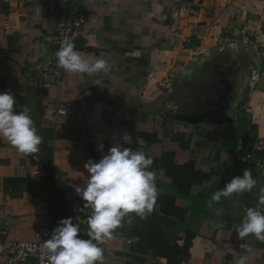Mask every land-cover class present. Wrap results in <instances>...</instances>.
<instances>
[{
    "label": "crops",
    "instance_id": "1",
    "mask_svg": "<svg viewBox=\"0 0 264 264\" xmlns=\"http://www.w3.org/2000/svg\"><path fill=\"white\" fill-rule=\"evenodd\" d=\"M48 3L0 0V92L10 90L18 109H31L43 137L39 151L28 155L0 138V264L8 241L35 238L45 210L67 218L72 200H82L76 188L88 182L84 164L117 144L153 159L172 152L174 164L192 162L193 171L208 177L198 182L192 170L166 168L168 173L152 164L165 210L157 199L146 218L134 214L132 242L114 235L100 245L103 264H236L241 255L247 264H264V241L239 239L233 231L247 208L259 206L264 171L232 152L239 130L250 139L264 136V0H77L86 24L75 50L89 60L105 59L109 67L66 72L59 86L46 90L34 87L32 63L52 54L45 40L53 28L45 15ZM237 34L250 36L260 62L250 93L237 103L245 128L236 126L231 112L173 117L167 92L177 74L196 70L199 57L218 53V42ZM154 133L158 141L148 142ZM125 134L131 143L123 141ZM246 168L255 187L210 207L212 194ZM87 231L88 225L80 226L81 238L88 239ZM140 240L144 252L133 246Z\"/></svg>",
    "mask_w": 264,
    "mask_h": 264
},
{
    "label": "clouds",
    "instance_id": "2",
    "mask_svg": "<svg viewBox=\"0 0 264 264\" xmlns=\"http://www.w3.org/2000/svg\"><path fill=\"white\" fill-rule=\"evenodd\" d=\"M57 67L67 73L93 74L106 71L105 59H86L75 50L72 39L65 38L55 52ZM16 100L11 91L0 92V138L10 142L18 152L28 155L39 151L43 137L38 134L31 117V109L22 106L16 111ZM131 143L130 135L123 136ZM100 145L98 150H102ZM153 158L143 151L132 150L117 144L111 147L98 161L89 159L84 168L89 173L88 182L76 192L91 208L87 218L88 239L81 238L80 226L71 217L59 221L50 238L44 241L47 264H103L105 249L100 245L114 238V230L121 226L129 213L146 218L155 207L158 190L156 174L150 170ZM257 181L250 169L242 176H234L223 188L214 192L209 201L219 203L233 194L251 191ZM259 206L245 210L242 221L233 228L239 239L249 235L264 241V188L260 190ZM248 257L241 255L236 264H247Z\"/></svg>",
    "mask_w": 264,
    "mask_h": 264
},
{
    "label": "built area",
    "instance_id": "3",
    "mask_svg": "<svg viewBox=\"0 0 264 264\" xmlns=\"http://www.w3.org/2000/svg\"><path fill=\"white\" fill-rule=\"evenodd\" d=\"M45 15L53 23L52 30L45 37L51 45L52 54L33 61L34 78L32 82L34 87L48 90L59 86L66 74L63 69L57 67L55 52L65 38L72 39L74 43L80 40L84 36L86 22L77 6V0H49ZM64 112L62 109L57 110L59 114ZM233 147L237 159L252 165L258 172L264 171V136L250 139L243 133L237 132ZM84 203L83 200L74 198L71 211L67 216V218H72L73 223L82 227L87 226V218L92 211L91 208L85 207ZM60 220L62 219L59 216H52L48 210H45L42 218L34 227L35 238L30 241H8L1 251V263L47 264L44 241L50 238L52 230ZM133 226L134 213H129L122 220L121 226L114 230V235L131 243ZM148 262V260L145 261V263Z\"/></svg>",
    "mask_w": 264,
    "mask_h": 264
},
{
    "label": "rangeland",
    "instance_id": "4",
    "mask_svg": "<svg viewBox=\"0 0 264 264\" xmlns=\"http://www.w3.org/2000/svg\"><path fill=\"white\" fill-rule=\"evenodd\" d=\"M229 38L218 42V53L199 57L196 70L177 74L167 92V109L173 117L186 121L231 112L239 121L236 126L245 128L237 103L250 93L260 62L255 59L256 49L250 36L241 39L237 34Z\"/></svg>",
    "mask_w": 264,
    "mask_h": 264
},
{
    "label": "trees",
    "instance_id": "5",
    "mask_svg": "<svg viewBox=\"0 0 264 264\" xmlns=\"http://www.w3.org/2000/svg\"><path fill=\"white\" fill-rule=\"evenodd\" d=\"M15 100H16V102L18 101V99L17 98H15ZM14 108H15V110L16 111H20L21 110V108L20 109H18L17 108V104H15L14 105ZM41 113V112H40ZM228 133H229V135H231V133H230V130H228ZM50 135L48 134L47 135V137H49ZM158 134L157 133H154L150 138H149V141L148 142H155V141H158ZM234 140H235V138H234ZM232 152L234 153V155H235V151H234V147L232 148ZM236 156V155H235ZM169 157H172V152H164L163 154H162V156L159 158V159H153V161H154V163L153 164H159V166H161V167H164L165 168V171L166 172H168V173H170V170H167L166 168H171L173 171H177L178 173L179 172H185L186 170H188V171H190V170H192V172H193V175L194 174H197V176H198V182H200V181H202L203 179H206L207 177H208V174H205V173H202V172H200V171H193V164H192V162H189V163H187V164H185V165H176V164H174L173 162H172V160L171 159H169ZM172 180H173V182L175 183V184H177V181L179 180H177V178H176V176L175 175H173V173H172ZM180 182V181H179ZM184 190H187V189H184ZM176 193L177 194H180L181 193V190L179 189V186H178V190L176 191ZM182 194V193H181ZM184 194V193H183ZM161 197L162 196H160L159 194H158V200L160 201L159 203H160V207H161V209L162 210H165V208H164V203L163 202H161ZM164 198V201H166V202H169V200H170V197L169 196H165V197H163ZM171 201V200H170ZM133 246L134 247H136L140 252H144L146 249H144V248H142L141 247V240H140V242H136V243H133Z\"/></svg>",
    "mask_w": 264,
    "mask_h": 264
}]
</instances>
